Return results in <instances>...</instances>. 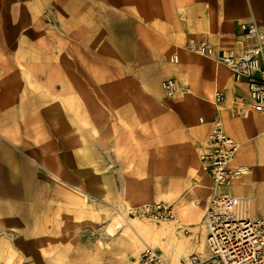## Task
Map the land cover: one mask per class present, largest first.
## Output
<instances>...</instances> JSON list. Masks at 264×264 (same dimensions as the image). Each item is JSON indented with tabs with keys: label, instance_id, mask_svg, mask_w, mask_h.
<instances>
[{
	"label": "crops",
	"instance_id": "crops-1",
	"mask_svg": "<svg viewBox=\"0 0 264 264\" xmlns=\"http://www.w3.org/2000/svg\"><path fill=\"white\" fill-rule=\"evenodd\" d=\"M251 18L264 28V0H0V121L14 110L40 130L48 120L68 179L107 193L122 178L127 201L172 203L178 216L193 204L202 221L213 182L200 150L219 114L239 143L232 164L250 168L220 190L245 197L248 217H264V114L250 107L246 78L184 47L205 36L217 53L241 50ZM169 77L183 93L166 97ZM186 224L194 237L182 249L199 251L202 230Z\"/></svg>",
	"mask_w": 264,
	"mask_h": 264
},
{
	"label": "rangeland",
	"instance_id": "rangeland-1",
	"mask_svg": "<svg viewBox=\"0 0 264 264\" xmlns=\"http://www.w3.org/2000/svg\"><path fill=\"white\" fill-rule=\"evenodd\" d=\"M144 76L152 82L153 68ZM13 112L0 121V264H134L144 245L136 251L128 245L133 219L153 226L176 223L134 214L149 202L127 201L122 178L111 179L107 193L68 179L66 149H55L49 121H42L40 130Z\"/></svg>",
	"mask_w": 264,
	"mask_h": 264
},
{
	"label": "built area",
	"instance_id": "built-area-1",
	"mask_svg": "<svg viewBox=\"0 0 264 264\" xmlns=\"http://www.w3.org/2000/svg\"><path fill=\"white\" fill-rule=\"evenodd\" d=\"M241 30L250 42L241 50L222 49L218 53L210 40L202 36L188 40L184 47L193 53L215 57L234 74L236 79L246 78L253 102L251 108L264 114V28L255 19L241 23ZM178 62V54L171 56ZM167 94L178 91L174 78L161 83ZM216 102H221L223 93L217 89ZM201 120H204L202 118ZM213 126L208 141L201 153V167L207 170L213 182V192L203 214L205 251H194L174 264H264V217L245 215V197L220 190L250 172L248 166L233 165L239 143L227 133L219 114L213 117ZM133 213L153 220H179L174 205L155 201L138 205ZM183 231L189 226L184 223ZM134 264H170L163 253L145 243Z\"/></svg>",
	"mask_w": 264,
	"mask_h": 264
},
{
	"label": "bare ground",
	"instance_id": "bare-ground-1",
	"mask_svg": "<svg viewBox=\"0 0 264 264\" xmlns=\"http://www.w3.org/2000/svg\"><path fill=\"white\" fill-rule=\"evenodd\" d=\"M225 74H227V73H225ZM63 89H66V88L63 87ZM68 91H70V90H68ZM35 123H37V122H35ZM34 127H36V126H34ZM82 173H84L86 175H89V174L92 173V171H90L89 169L88 170L87 169L84 170V168H83ZM197 208H198V206L193 205V204L188 206L186 209L184 208L181 216H179L180 219L177 220L176 223L172 222V224H168V223H163L162 222V224L159 225V226H153V225H151L149 223H146V222L144 223L143 221L141 222L140 220L136 221L135 219L132 218L134 220L133 221L134 225H133V223H131L130 228L133 229V231H135V232L130 234V239L128 241V245L130 246V248L132 250L136 251L141 246H143L145 243H149V244H153V245H156V244L159 245L160 244L161 245V249L163 250L162 253H163L164 257L169 260L170 264H174V263H176V262H178L180 260L181 252H182L184 257H188L189 254L192 252L191 250H189L187 252V251H184V249H182V247L185 248V247H188V246L192 245V240H193L194 236L189 235V234L187 235L185 232H183V229L181 228V225L183 223L189 222L193 226L194 230H198V229L202 230V235L199 236L198 241H194L193 244L197 245V247H198L200 252H204L205 251V233H204V227H203L202 221H200V219L195 216L196 215L195 212H196ZM132 226H134V227H132ZM106 228H107V226H106ZM111 228H113V227H111ZM111 228H109L110 230L108 229L110 232H111ZM174 229L176 230V234L177 235L172 236L171 239L169 238L170 242L168 243V244H172V247L169 246V245L168 246H164L167 243V240L164 239V236L165 235H169V232H171L172 235H173V233H174L173 230ZM173 237L174 238L175 237L179 238L178 239L179 242L176 243L175 241H173ZM5 241H7V239ZM3 242H1V243L4 244Z\"/></svg>",
	"mask_w": 264,
	"mask_h": 264
}]
</instances>
